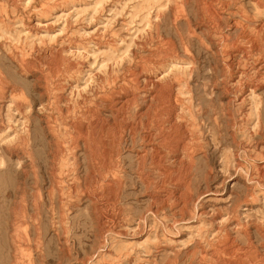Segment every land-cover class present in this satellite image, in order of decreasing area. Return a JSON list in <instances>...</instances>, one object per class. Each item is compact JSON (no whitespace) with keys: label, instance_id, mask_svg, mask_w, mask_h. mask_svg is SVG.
Masks as SVG:
<instances>
[{"label":"rangeland","instance_id":"1","mask_svg":"<svg viewBox=\"0 0 264 264\" xmlns=\"http://www.w3.org/2000/svg\"><path fill=\"white\" fill-rule=\"evenodd\" d=\"M263 62L264 0H0V264H264Z\"/></svg>","mask_w":264,"mask_h":264},{"label":"bare ground","instance_id":"2","mask_svg":"<svg viewBox=\"0 0 264 264\" xmlns=\"http://www.w3.org/2000/svg\"><path fill=\"white\" fill-rule=\"evenodd\" d=\"M160 3V2H159ZM259 27V26H258ZM260 28V27H259ZM256 31V30H255ZM258 33V32H257ZM244 34V33H243ZM243 36V35H242ZM245 37V36H244ZM261 38V37H260ZM246 41V40H245ZM247 41H248V39H247ZM250 46V45H249ZM252 46V45H251ZM252 48H255V44L252 46ZM244 49V48H243ZM256 49V48H255ZM231 53H233V52H231ZM236 53H237V51H236ZM230 54V53H229ZM246 54V53H245ZM253 54H254V52H253ZM158 55V54H157ZM226 55V54H225ZM166 56V55H165ZM227 56H228V54H227ZM244 57H246V56H244ZM237 60V59H236ZM236 60H235V62H236ZM246 60V59H245ZM264 63V62H263ZM235 64V63H234ZM257 64V63H256ZM242 65V64H241ZM229 66V65H228ZM248 66V65H247ZM250 66V65H249ZM230 67V66H229ZM232 67V66H231ZM230 67V68H231ZM51 68V67H50ZM49 69V68H48ZM228 69V68H227ZM261 69H264V64H259V68L257 69V70H261ZM235 70V69H234ZM248 71V70H247ZM253 71V70H252ZM131 72V71H130ZM246 72V71H245ZM259 74V73H258ZM260 75H261V73H260ZM257 76V75H256ZM261 77V76H260ZM258 78V77H257ZM144 80H146V79H144ZM147 81V80H146ZM145 81V82H146ZM151 81H153V80H151ZM152 83H154V81L152 82ZM242 85V84H241ZM240 86V85H239ZM250 87V86H249ZM241 88V87H240ZM238 90V89H237ZM3 91V90H2ZM10 91V90H9ZM10 93V92H9ZM7 94V93H6ZM129 95V94H128ZM131 96V95H130ZM152 96V95H151ZM132 97V96H131ZM126 99V98H125ZM158 99L159 98H149V102L150 103H152L151 105H150V107H153V106H157L159 103H158ZM234 99V98H233ZM146 100V99H145ZM148 100V99H147ZM129 101V100H128ZM231 101V100H230ZM114 102V101H113ZM119 102V101H118ZM123 102H124V100H123ZM91 104V103H90ZM122 104V103H121ZM2 105V104H1ZM0 105V106H1ZM149 105V104H148ZM120 105H118V107H119ZM161 106V105H160ZM16 107V106H15ZM21 107V106H20ZM122 107V106H121ZM23 108V107H22ZM147 108V107H146ZM145 108V109H146ZM144 112V111H143ZM142 113V112H141ZM145 113V112H144ZM117 115V114H116ZM157 116H159L158 114H157ZM170 116V115H169ZM117 117V116H116ZM172 117H174L173 115H172ZM101 118V117H100ZM118 118V117H117ZM100 120V119H99ZM119 120H120V118H119ZM97 119H96V116H95V113H93V114H89V112H86V113H84L83 115H82V118H81V122L80 123H82V124H87L88 126H91V128L96 124V127H95V129H97L98 128V123H97ZM118 121V120H117ZM172 119H171V117H168L167 118V120H166V122H164V123H166V125H167V127L166 126H162L163 124H161V127L160 128H155L154 129V131L155 132H157L155 135H154V138H155V140H158V144H154L153 143V140L151 141V144H150V147H151V149L152 150H154V151H156L155 152V154L157 153V155H155L153 152H151L150 151V154H149V156L150 157H148V158H150L151 160H154L155 158L154 157H151V154L152 155H154V156H158V155H160V151L158 150V149H160V148H163V145H164V143L165 142H168V140H169V138H170V134H169V129H170V127H171V124H172ZM107 123V122H106ZM113 123V122H112ZM111 123V124H112ZM163 123V122H162ZM127 124V123H126ZM113 125H115V124H113ZM69 126V125H68ZM145 126V125H144ZM72 127V126H71ZM128 127H130V125L128 126H126V128H128ZM86 129V128H85ZM104 129V128H103ZM131 129L133 130L134 128H132L131 127ZM132 130H129L130 132L132 131ZM96 132H97V130H96ZM133 132V131H132ZM181 132V131H180ZM111 133V132H110ZM87 134V133H86ZM72 135V134H71ZM150 135V134H149ZM70 136V135H69ZM108 137V136H107ZM140 137V136H139ZM70 138V137H69ZM76 138V137H75ZM82 138V137H81ZM87 138H88V140L91 142V139H90V137L89 136H87L86 135V138L84 137V140H85V142H86V144H87V149H88V151H89V153H90V158H91V154H92V156L94 155V151H93V153H92V148H91V146H90V144H88L89 142L87 141ZM148 137H143L142 139H147ZM68 139V138H67ZM150 139V138H149ZM97 141V140H96ZM170 141H171V139H170ZM88 142V143H87ZM146 142H147V140H146ZM92 143V142H91ZM71 144V143H70ZM92 145H93V147H94V150H95V143H92ZM125 146V145H124ZM159 147V148H158ZM168 151H170L171 152V154H173L175 151H177V150H179V146H178V144H177V142L175 141L174 142V145L173 146H171V147H169V148H166ZM128 150H129V148H128ZM87 151V152H88ZM145 153L146 152H144V154L143 155H145ZM179 153V152H178ZM142 154V153H141ZM147 154V153H146ZM168 154V153H167ZM166 154V155H167ZM58 157V156H57ZM94 157V156H93ZM145 157H146V155L143 157L144 159H145ZM88 158V157H87ZM161 159L162 158H158L157 159V161H158V163L159 162H161ZM176 159V157H174V156H172L171 157V159H169V160H172V164L173 163H177V162H180V164H181V162L182 161H177V159ZM142 161H143V159H141ZM94 161V160H93ZM177 161V162H176ZM183 163V162H182ZM178 164V163H177ZM176 165V164H175ZM187 165V164H186ZM114 166V165H113ZM171 167V166H170ZM166 168V167H165ZM54 169V168H53ZM112 173V172H111ZM162 175L165 177V179H167L168 177H170L171 178V176H172V174H170L169 175V173L167 172V170H164L163 169V173H162ZM104 182V181H103ZM102 182V183H103ZM113 184H114V186H115V188L114 189H112L115 193L113 194V198L112 199H114V197H116V195H117V192L119 191V189H120V184H119V180H117V179H113ZM112 184V185H113ZM174 186V189L175 188H177V187H180L181 186V182H180V179H178L177 180V182H176V185H173ZM110 187V186H109ZM160 187V186H159ZM89 188V187H88ZM160 189V188H159ZM170 189V188H169ZM110 190V189H109ZM156 190V189H155ZM166 190V189H165ZM166 191H168V190H166ZM175 193V192H174ZM85 194H86V192H85ZM86 196V195H85ZM162 196V195H161ZM181 197H182V195H180ZM98 197V196H97ZM181 197H179V196H175L174 194H172L171 196H169L168 198H170V199H175V200H179V199H181ZM166 198V197H165ZM106 200V199H105ZM161 200V199H160ZM150 201V200H149ZM176 201V202H177ZM151 202V201H150ZM96 203V202H95ZM179 203V202H178ZM91 204V203H90ZM102 204H103V202H102ZM115 207V206H114ZM182 207V206H181ZM179 208V207H178ZM156 209V208H155ZM158 209V208H157ZM182 210H184V207H182L181 208ZM116 210V209H115ZM159 210V209H158ZM102 212V211H101ZM106 212V211H105ZM153 212V211H152ZM151 212V213H152ZM153 214V213H152ZM104 218H105V216H104ZM97 219V218H96ZM109 219V218H108ZM112 219V218H111ZM155 220V219H154ZM105 221V220H104ZM103 221V222H104ZM110 222V221H109ZM112 222V221H111ZM157 222V221H156ZM102 223V222H101ZM173 226V225H172ZM169 228V227H168ZM236 250V249H235ZM241 251V250H240ZM247 251V250H246ZM229 252V251H228ZM201 253V252H200ZM242 253V252H241ZM212 255V254H211ZM236 257V256H235ZM238 257V256H237ZM248 258V257H247ZM247 261V260H246Z\"/></svg>","mask_w":264,"mask_h":264}]
</instances>
